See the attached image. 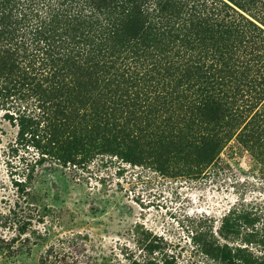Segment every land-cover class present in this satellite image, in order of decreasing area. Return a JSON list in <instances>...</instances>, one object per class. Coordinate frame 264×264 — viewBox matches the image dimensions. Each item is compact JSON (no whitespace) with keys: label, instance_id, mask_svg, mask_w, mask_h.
<instances>
[{"label":"trees","instance_id":"1","mask_svg":"<svg viewBox=\"0 0 264 264\" xmlns=\"http://www.w3.org/2000/svg\"><path fill=\"white\" fill-rule=\"evenodd\" d=\"M3 121L37 149L15 184L40 218L44 160L54 172L118 155L181 175L235 141L264 163V0H0V142ZM29 214L0 220L23 233ZM193 239L207 264H264V211L234 204ZM54 251L48 264L69 255ZM152 254L140 264H178Z\"/></svg>","mask_w":264,"mask_h":264},{"label":"rangeland","instance_id":"2","mask_svg":"<svg viewBox=\"0 0 264 264\" xmlns=\"http://www.w3.org/2000/svg\"><path fill=\"white\" fill-rule=\"evenodd\" d=\"M2 124L0 213L14 209L28 215L22 198L16 204L21 192L15 181L24 177L22 157H37L38 152L16 141V125ZM49 169L44 160L36 164L35 174L43 180L44 203L52 209L42 218L32 209L23 233L18 230L21 221L0 220V264H48L55 260L46 252L50 245L59 257L69 254L57 264H140L147 253L174 254L178 264H207L194 244L196 230L216 235L234 204L264 211V163L235 141L200 173L169 175L107 154L74 170ZM154 237L160 247L150 252L147 243Z\"/></svg>","mask_w":264,"mask_h":264}]
</instances>
